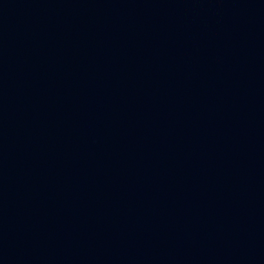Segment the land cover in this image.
Masks as SVG:
<instances>
[{
  "label": "water",
  "instance_id": "95a60500",
  "mask_svg": "<svg viewBox=\"0 0 264 264\" xmlns=\"http://www.w3.org/2000/svg\"><path fill=\"white\" fill-rule=\"evenodd\" d=\"M0 264H264V0H0Z\"/></svg>",
  "mask_w": 264,
  "mask_h": 264
}]
</instances>
